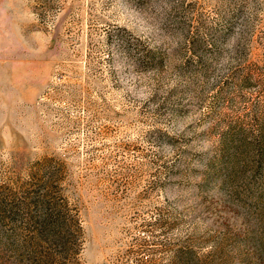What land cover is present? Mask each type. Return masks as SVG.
Returning a JSON list of instances; mask_svg holds the SVG:
<instances>
[{
  "label": "rangeland",
  "instance_id": "374dc122",
  "mask_svg": "<svg viewBox=\"0 0 264 264\" xmlns=\"http://www.w3.org/2000/svg\"><path fill=\"white\" fill-rule=\"evenodd\" d=\"M263 129L264 0H0V264H264Z\"/></svg>",
  "mask_w": 264,
  "mask_h": 264
},
{
  "label": "trees",
  "instance_id": "16d2710c",
  "mask_svg": "<svg viewBox=\"0 0 264 264\" xmlns=\"http://www.w3.org/2000/svg\"><path fill=\"white\" fill-rule=\"evenodd\" d=\"M262 135L264 137V131ZM45 220H46V227H50V228H61L62 226L66 228L69 227L67 219L56 213L47 214Z\"/></svg>",
  "mask_w": 264,
  "mask_h": 264
}]
</instances>
